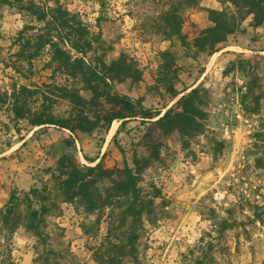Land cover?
Segmentation results:
<instances>
[{"label": "rangeland", "instance_id": "374dc122", "mask_svg": "<svg viewBox=\"0 0 264 264\" xmlns=\"http://www.w3.org/2000/svg\"><path fill=\"white\" fill-rule=\"evenodd\" d=\"M9 1L11 5L0 6V210L13 191L51 186L46 169L55 167L64 136L57 128L14 120L10 100L4 97L14 87L45 90L44 84L53 81L49 71L41 70L45 55L32 66L18 59L17 33L36 23L22 10L28 0ZM173 1L57 0L89 27L97 39L96 54L106 62L120 54L136 61L141 80L116 83L120 93L142 97L148 108L170 107L175 99L156 94L159 53L168 50L178 69L175 88L183 95V90L198 87L207 96L204 129L186 138L185 146L181 139L168 141L160 159L139 174L138 187L151 203L142 216L137 263L264 264V86L253 89L249 77L252 71L264 74V24L253 28L248 17L216 53L192 59L191 50L161 34V13ZM207 9L219 10L221 5L198 0L183 7L182 33L189 43L209 25ZM55 81L63 83L60 77ZM252 94L262 97L257 113L248 112L254 105ZM30 101L31 108L39 106L40 100ZM69 111L65 101L52 108L61 117ZM145 127L137 120L123 126L117 122L111 134L78 133L76 157L86 166L103 156L106 168L132 167L135 154H146L139 145ZM98 187L104 196L109 182ZM56 202L59 208L45 217L43 242L23 225L10 232L0 224V264H97L93 251L105 241L109 226L117 238L126 229L120 227L122 208L88 213L77 202ZM19 211L24 213V206ZM121 264L133 263L124 259Z\"/></svg>", "mask_w": 264, "mask_h": 264}, {"label": "trees", "instance_id": "16d2710c", "mask_svg": "<svg viewBox=\"0 0 264 264\" xmlns=\"http://www.w3.org/2000/svg\"><path fill=\"white\" fill-rule=\"evenodd\" d=\"M22 2L23 0H16ZM54 7H49V2ZM221 9H207L209 25L198 32L189 43L182 33L184 6L192 7L198 0H175L161 13V34L167 39L175 38L180 46L192 51L190 58L197 55L211 56L226 43L227 38L237 33L244 20L251 17L253 28L264 24V0H216ZM11 5L9 0H0V6ZM35 25H24L17 33V57L20 61L32 64L45 55L41 70L50 72L49 84L45 90L38 87L19 86L9 96L10 111L14 120H26L31 127H53L62 131L64 136L55 167L47 168L51 186L43 184L33 186L27 192L13 191L8 202L0 210V224L6 230L14 232L20 225L42 242L45 217L57 210V199L61 203H79L83 209L92 213L103 208H122L120 227H125L121 238L113 235L109 226L105 241L93 251L97 264H121L124 259L137 263L136 242L139 238L142 216L149 213L150 201L145 200L138 187L139 174L152 161L160 159V151L168 142L182 141L199 134L204 129L207 96L198 87L183 90L175 88L178 82V69L174 53L168 50L159 53L160 88L158 96L166 95L175 99L170 107L153 109L144 106L143 98H132L116 90L115 84L126 80L138 83L142 72L136 61L120 54L106 62L103 55H97V39L79 16L57 0H28L22 9ZM233 65V63H230ZM60 77L63 83L55 79ZM253 89L264 86V74L258 76L255 71L249 74ZM249 92L251 88H248ZM188 91V92H186ZM247 92V96H248ZM260 94H252L254 105L248 109L257 113ZM29 99V101H28ZM40 100L35 109L29 103ZM65 101L70 105L66 117L56 116L53 105ZM139 121L146 125L139 145L145 156H133L132 167L106 168L103 156L93 166L79 163L76 157L75 142L78 133L108 132L113 121L123 126L126 122ZM90 162H94L91 160ZM109 182L105 195L98 184ZM24 206V213L19 207ZM229 225L225 223L224 229ZM115 236V237H114Z\"/></svg>", "mask_w": 264, "mask_h": 264}, {"label": "bare ground", "instance_id": "6f19581e", "mask_svg": "<svg viewBox=\"0 0 264 264\" xmlns=\"http://www.w3.org/2000/svg\"><path fill=\"white\" fill-rule=\"evenodd\" d=\"M116 123H117L116 121H113V123H112V125H111V127H110V129L108 131V134H111L114 131Z\"/></svg>", "mask_w": 264, "mask_h": 264}, {"label": "water", "instance_id": "95a60500", "mask_svg": "<svg viewBox=\"0 0 264 264\" xmlns=\"http://www.w3.org/2000/svg\"><path fill=\"white\" fill-rule=\"evenodd\" d=\"M181 95H179V96H177L176 98H175V101L180 97ZM166 110V109H165ZM165 110L163 111V112H165Z\"/></svg>", "mask_w": 264, "mask_h": 264}]
</instances>
